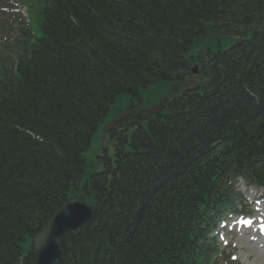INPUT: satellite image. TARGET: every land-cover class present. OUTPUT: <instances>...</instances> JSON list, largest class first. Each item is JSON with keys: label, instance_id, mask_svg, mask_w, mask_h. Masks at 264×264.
I'll return each mask as SVG.
<instances>
[{"label": "trees", "instance_id": "1", "mask_svg": "<svg viewBox=\"0 0 264 264\" xmlns=\"http://www.w3.org/2000/svg\"><path fill=\"white\" fill-rule=\"evenodd\" d=\"M197 64L196 94L88 191L111 104L170 92ZM238 177L264 186V0H0V264H35L33 236L74 198L96 216L61 264H218L209 236Z\"/></svg>", "mask_w": 264, "mask_h": 264}, {"label": "water", "instance_id": "2", "mask_svg": "<svg viewBox=\"0 0 264 264\" xmlns=\"http://www.w3.org/2000/svg\"><path fill=\"white\" fill-rule=\"evenodd\" d=\"M163 107L164 105L160 110L131 113L120 119L116 126L123 128L131 124H139L148 120L152 115H157ZM94 216V209L78 200H72L63 205L49 219L41 232L34 237L36 264H58L62 257L60 240L68 232L76 231L82 226L88 225Z\"/></svg>", "mask_w": 264, "mask_h": 264}, {"label": "rangeland", "instance_id": "3", "mask_svg": "<svg viewBox=\"0 0 264 264\" xmlns=\"http://www.w3.org/2000/svg\"><path fill=\"white\" fill-rule=\"evenodd\" d=\"M166 92H164L163 89L158 90L157 92H155L152 96H148V102L151 104H154L157 102L158 98L162 96V94H164ZM164 96V95H163ZM162 96V97H163ZM122 103H118L116 104V107H121ZM96 148V141L93 144V148L90 150V152H88L86 154V157L88 159L91 158L92 154L94 153V149ZM240 188L243 192H245V189L247 188L246 186H244V184L240 185ZM253 194V195H257V196H261L262 194V190L261 189H254V188H250L248 189L247 192V199L248 197ZM250 208V205L247 209ZM233 215H229V218L226 220L228 225H227V229L226 230H221V233H218V236L220 238V243L223 246V249H225V251L230 254L231 260L233 259H237L238 264H251L254 260L258 259L259 257L257 256L256 258V252L257 250L253 249L252 246L250 245V243L248 242L247 237H252L251 235V231L249 232V236H244L242 234V232L236 231L235 228H233V221L236 219L234 217H232ZM234 219H232V218ZM225 221V219H224ZM246 255V256H245ZM244 257H247L246 259ZM220 263L225 264L223 262V260L221 258H219Z\"/></svg>", "mask_w": 264, "mask_h": 264}, {"label": "flooded vegetation", "instance_id": "4", "mask_svg": "<svg viewBox=\"0 0 264 264\" xmlns=\"http://www.w3.org/2000/svg\"><path fill=\"white\" fill-rule=\"evenodd\" d=\"M97 159L99 160V165L102 164L103 167V171L100 174L101 176L105 177L106 179L111 176L110 174H113L115 176V173L113 171H111V160L105 158V156H100L97 157Z\"/></svg>", "mask_w": 264, "mask_h": 264}, {"label": "bare ground", "instance_id": "5", "mask_svg": "<svg viewBox=\"0 0 264 264\" xmlns=\"http://www.w3.org/2000/svg\"><path fill=\"white\" fill-rule=\"evenodd\" d=\"M258 242L257 243H264L263 242V237L259 236L258 237ZM256 243V242H255ZM257 256L259 257L258 259L254 260L251 264H264V251L257 253ZM256 256V258H257Z\"/></svg>", "mask_w": 264, "mask_h": 264}]
</instances>
